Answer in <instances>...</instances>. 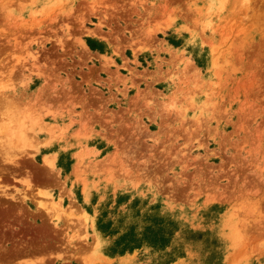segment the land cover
<instances>
[{"label": "rangeland", "instance_id": "374dc122", "mask_svg": "<svg viewBox=\"0 0 264 264\" xmlns=\"http://www.w3.org/2000/svg\"><path fill=\"white\" fill-rule=\"evenodd\" d=\"M0 264H264V0H0Z\"/></svg>", "mask_w": 264, "mask_h": 264}, {"label": "trees", "instance_id": "16d2710c", "mask_svg": "<svg viewBox=\"0 0 264 264\" xmlns=\"http://www.w3.org/2000/svg\"><path fill=\"white\" fill-rule=\"evenodd\" d=\"M87 45L92 48L91 42L87 39ZM154 222L143 226L141 231H137L131 225H128L124 231L112 237L118 231L114 230L111 222L100 214L96 220V227L100 233L111 238V243L106 248L108 254H122L140 247L142 244H148L152 247H161L164 242V236L160 228H154Z\"/></svg>", "mask_w": 264, "mask_h": 264}, {"label": "bare ground", "instance_id": "6f19581e", "mask_svg": "<svg viewBox=\"0 0 264 264\" xmlns=\"http://www.w3.org/2000/svg\"><path fill=\"white\" fill-rule=\"evenodd\" d=\"M49 163V162H48Z\"/></svg>", "mask_w": 264, "mask_h": 264}]
</instances>
